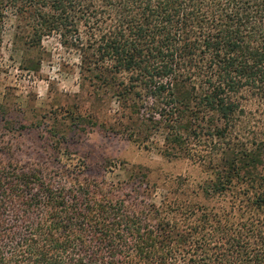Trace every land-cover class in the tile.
I'll return each mask as SVG.
<instances>
[{"label": "trees", "instance_id": "obj_1", "mask_svg": "<svg viewBox=\"0 0 264 264\" xmlns=\"http://www.w3.org/2000/svg\"><path fill=\"white\" fill-rule=\"evenodd\" d=\"M8 12L32 20L28 47L76 35L91 86L164 128L166 152L201 159L192 145L209 144L211 179L198 205L156 206L141 171L113 181L0 140V264H264L263 148L235 129L264 102V0H0V42ZM227 193L237 213L206 206Z\"/></svg>", "mask_w": 264, "mask_h": 264}, {"label": "rangeland", "instance_id": "obj_2", "mask_svg": "<svg viewBox=\"0 0 264 264\" xmlns=\"http://www.w3.org/2000/svg\"><path fill=\"white\" fill-rule=\"evenodd\" d=\"M31 22L26 15L8 12L1 31L0 140L21 144L15 156L52 153L66 161L69 170L86 161V171L95 173L104 167L113 181L141 171L156 206L173 199L180 204L201 203L198 193L211 179L208 159L202 157L209 155V144L192 145L201 159L166 152L164 128L145 130L142 112L136 113L112 90L91 86L87 73L81 72L76 35L64 44L59 34L51 33L28 47ZM244 110V118L235 127L239 143L244 147L261 141L257 171L264 174V102L249 98ZM49 129L56 132L55 137L63 132L65 139L53 144L56 138L49 136ZM239 200L236 193H227L205 203L212 211L223 209L232 215L240 207Z\"/></svg>", "mask_w": 264, "mask_h": 264}]
</instances>
